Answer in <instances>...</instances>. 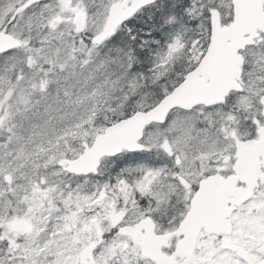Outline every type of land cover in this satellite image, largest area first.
Instances as JSON below:
<instances>
[{
    "label": "snow or ice",
    "instance_id": "6c2138e0",
    "mask_svg": "<svg viewBox=\"0 0 264 264\" xmlns=\"http://www.w3.org/2000/svg\"><path fill=\"white\" fill-rule=\"evenodd\" d=\"M0 264H264V0H0Z\"/></svg>",
    "mask_w": 264,
    "mask_h": 264
}]
</instances>
